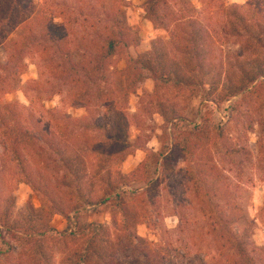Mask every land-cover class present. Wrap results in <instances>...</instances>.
<instances>
[{"label":"trees","instance_id":"trees-1","mask_svg":"<svg viewBox=\"0 0 264 264\" xmlns=\"http://www.w3.org/2000/svg\"><path fill=\"white\" fill-rule=\"evenodd\" d=\"M213 1L206 8L221 13L215 23L219 32L242 44L228 62L218 55L223 45L217 30L188 0L144 1L146 18L168 37L154 39L134 57L128 49L138 45L139 34L120 17L124 0H42L38 10L33 0H0V43L6 52L0 63V173L19 176L65 220L61 231L22 227L19 258L47 263L45 246L59 242L71 250L65 264H165L136 227L144 224L145 194L158 185L159 174L184 167L196 190L201 179L223 192L224 206L209 225L229 253L226 264H264V257L259 262L249 254L237 229L240 206L229 199L227 186L219 187L217 166L209 158L211 144L233 153L228 123L250 130L252 121L243 119L242 108L264 103V0L230 6ZM120 59L123 68L113 70ZM29 61L37 68V79L28 84L35 95L28 106L5 101ZM146 79L153 90L138 111L160 115L162 143L124 173L118 165L132 151L129 128L136 123L127 97ZM47 94L60 95L64 106L82 107L85 115L46 109L40 102ZM195 97L209 110L193 107ZM218 108L226 112V122ZM260 142L264 158V133ZM104 206L112 207V228L81 221ZM183 210L175 215L186 224ZM1 228L6 236H0V264H9V237L15 232L0 215Z\"/></svg>","mask_w":264,"mask_h":264},{"label":"rangeland","instance_id":"rangeland-1","mask_svg":"<svg viewBox=\"0 0 264 264\" xmlns=\"http://www.w3.org/2000/svg\"><path fill=\"white\" fill-rule=\"evenodd\" d=\"M145 0H124L121 7L120 17L131 28L139 34V43L128 49V55L134 57L150 49L151 43L156 38L167 39V33L154 28L145 16ZM199 11V18L214 27L222 48L218 55L228 62L237 56L242 49V44L235 37H224L219 32L221 13L216 8H206V3L212 0H188ZM216 1V0H214ZM213 1V2H214ZM221 3V0H219ZM219 1L216 2L218 5ZM248 0H222L227 5H242ZM35 9H40L42 0H33ZM81 17L78 21H81ZM59 23L58 19H54ZM85 24L87 20L82 21ZM216 23V24H215ZM210 27V26H209ZM16 37V33L10 35L9 40ZM5 48L0 43V63L5 60ZM28 61V60H27ZM124 66V60H116L112 63L113 70H120ZM37 79V68L32 62H28L25 72L15 89L4 95V100L17 102L28 106V98L33 97L34 92L28 90V84ZM208 82V80L206 81ZM207 87L200 89L202 95ZM153 90V81L146 79L132 94L127 97L128 111L136 121L129 128V140L132 151L125 160L118 165L122 172L128 173L133 170L144 157L151 152L158 151L162 143L165 123L156 112L147 113L138 111V105L149 104V97ZM27 93V94H26ZM43 96L40 102L46 109H62L71 117H82L85 115L82 107L64 106L61 96L58 94ZM193 107L198 110L209 108L199 102L195 97L192 101ZM201 105L203 107H201ZM263 107V108H262ZM220 113L221 119L226 122V112L221 108L215 110ZM243 119L252 121V128L245 130L243 125L238 126L228 123L229 143L233 153L218 144L210 145V159L217 166L219 175L218 184L226 189L229 188V199L240 206L242 222L237 224V229L243 233L247 250L251 257L261 262L264 257V158L262 154V143L260 136L264 130V103L259 101L248 104L241 110ZM238 129V130H236ZM1 151V150H0ZM169 171L159 174L158 185L149 189L145 194V209L143 213L144 224L136 227L139 236L159 252L165 264H226L229 253L226 248L220 247L217 233H212L209 221L218 216L224 206V195L215 192L211 184H202L198 180L199 188L196 190L191 180L188 179L183 169ZM197 185V186H198ZM194 187V188H193ZM60 195H68L66 189ZM198 194V196H197ZM185 210L187 223L178 221L175 213ZM212 210V212L209 211ZM55 210L45 201L41 203L38 194L19 176L12 172L0 173V215L15 232L14 238L9 237L12 246L11 261L9 264H65L64 260L70 256L66 246L59 242H49L46 247L47 263L35 261L30 263L29 258H19V251L25 245L24 239L19 231L26 225L36 228H52L61 231L65 227L63 217L54 212ZM184 211V210H183ZM112 207L104 206L100 213L93 216H82L84 223L100 222L112 228ZM215 220V219H214ZM213 225V223H212ZM6 236L4 229H0V236ZM130 261L128 257L125 261ZM32 262V261H31Z\"/></svg>","mask_w":264,"mask_h":264}]
</instances>
